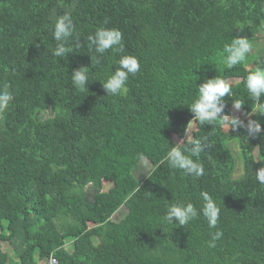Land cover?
Instances as JSON below:
<instances>
[{"label":"trees","instance_id":"1","mask_svg":"<svg viewBox=\"0 0 264 264\" xmlns=\"http://www.w3.org/2000/svg\"><path fill=\"white\" fill-rule=\"evenodd\" d=\"M262 34L264 0H0V264H264Z\"/></svg>","mask_w":264,"mask_h":264},{"label":"rangeland","instance_id":"2","mask_svg":"<svg viewBox=\"0 0 264 264\" xmlns=\"http://www.w3.org/2000/svg\"><path fill=\"white\" fill-rule=\"evenodd\" d=\"M256 42V44H257V51H258V54H259V56H261L262 58H260L259 56L257 57V60H255L256 62H253V63H251V64H249V65H253L254 66V68L257 70V73L260 75V78H261V76H262V72L264 71V68H262L259 64H264V53H263V50L262 49H264V34H262V35H259L258 36V40L257 41H255ZM263 54V55H262ZM260 58V59H259ZM249 65H247L246 67H248ZM237 81V79H234V80H230L228 83L229 84H233V82H236ZM238 116L239 118H242V116L240 115V113L238 112V110L237 109H235V108H232V110H231V112H230V116ZM43 117L44 118H47L48 117V115H43ZM223 120H224V118H223ZM226 120V119H225ZM191 126L192 125H190V128H191ZM189 137V136H188ZM230 148H231V150H232V152L234 153V154H236L237 155V152H238V148H237V146L235 145V144H231L230 145ZM148 164H145L144 165V167L143 168H140V169H138L137 171H136V176L138 177V178H140V177H142V176H145V173H146V170H147V168H148ZM235 174H236V177L240 174V170L238 169V171L236 170V172H235ZM107 188H109V185L108 186H106V187H104V189H103V191H105V190H107ZM118 215H116V218H122V216H123V214H124V211L123 210H120V211H118V213H117ZM2 247L4 248V249H6V245L5 244H3L2 245ZM66 248H68L69 249V246L67 245V247Z\"/></svg>","mask_w":264,"mask_h":264},{"label":"built area","instance_id":"3","mask_svg":"<svg viewBox=\"0 0 264 264\" xmlns=\"http://www.w3.org/2000/svg\"><path fill=\"white\" fill-rule=\"evenodd\" d=\"M47 264H57V261L55 259L51 258L47 261Z\"/></svg>","mask_w":264,"mask_h":264},{"label":"crops","instance_id":"4","mask_svg":"<svg viewBox=\"0 0 264 264\" xmlns=\"http://www.w3.org/2000/svg\"><path fill=\"white\" fill-rule=\"evenodd\" d=\"M264 51V49H262Z\"/></svg>","mask_w":264,"mask_h":264},{"label":"bare ground","instance_id":"5","mask_svg":"<svg viewBox=\"0 0 264 264\" xmlns=\"http://www.w3.org/2000/svg\"><path fill=\"white\" fill-rule=\"evenodd\" d=\"M57 264H58V262H57Z\"/></svg>","mask_w":264,"mask_h":264}]
</instances>
